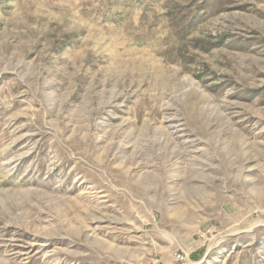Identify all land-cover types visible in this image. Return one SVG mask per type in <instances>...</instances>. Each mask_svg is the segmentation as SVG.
<instances>
[{"label":"rangeland","instance_id":"1","mask_svg":"<svg viewBox=\"0 0 264 264\" xmlns=\"http://www.w3.org/2000/svg\"><path fill=\"white\" fill-rule=\"evenodd\" d=\"M0 264H264V0H0Z\"/></svg>","mask_w":264,"mask_h":264}]
</instances>
